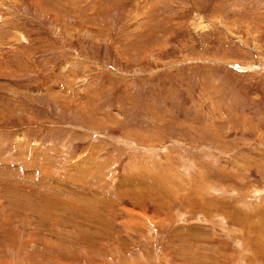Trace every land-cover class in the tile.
Masks as SVG:
<instances>
[{"label": "rangeland", "instance_id": "1", "mask_svg": "<svg viewBox=\"0 0 264 264\" xmlns=\"http://www.w3.org/2000/svg\"><path fill=\"white\" fill-rule=\"evenodd\" d=\"M0 264H264V0H0Z\"/></svg>", "mask_w": 264, "mask_h": 264}, {"label": "bare ground", "instance_id": "2", "mask_svg": "<svg viewBox=\"0 0 264 264\" xmlns=\"http://www.w3.org/2000/svg\"><path fill=\"white\" fill-rule=\"evenodd\" d=\"M149 191V190H148Z\"/></svg>", "mask_w": 264, "mask_h": 264}]
</instances>
